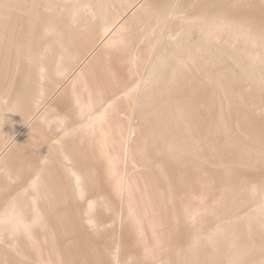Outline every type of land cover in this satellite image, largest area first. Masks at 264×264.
Returning a JSON list of instances; mask_svg holds the SVG:
<instances>
[{
    "label": "bare ground",
    "instance_id": "bare-ground-1",
    "mask_svg": "<svg viewBox=\"0 0 264 264\" xmlns=\"http://www.w3.org/2000/svg\"><path fill=\"white\" fill-rule=\"evenodd\" d=\"M0 264H264V0H0Z\"/></svg>",
    "mask_w": 264,
    "mask_h": 264
}]
</instances>
